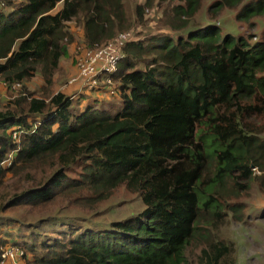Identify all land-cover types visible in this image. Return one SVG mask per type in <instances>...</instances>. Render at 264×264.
<instances>
[{"label": "trees", "instance_id": "trees-1", "mask_svg": "<svg viewBox=\"0 0 264 264\" xmlns=\"http://www.w3.org/2000/svg\"><path fill=\"white\" fill-rule=\"evenodd\" d=\"M164 3L175 33L141 38L123 0H0V82L20 84L0 108V208L93 209L121 186L145 206L104 226L0 220V264L6 247L24 252L19 264H187L195 240L204 244L199 264H236L235 242L200 230L227 216L228 194L252 189L254 169L264 172V37L224 33L221 19L234 12L237 24L262 26L264 0H214L198 23L203 0H147L135 14ZM74 22L88 49L130 29L134 39L98 87L55 92ZM37 75L40 97L27 86ZM228 204L241 220L243 203Z\"/></svg>", "mask_w": 264, "mask_h": 264}, {"label": "rangeland", "instance_id": "rangeland-1", "mask_svg": "<svg viewBox=\"0 0 264 264\" xmlns=\"http://www.w3.org/2000/svg\"><path fill=\"white\" fill-rule=\"evenodd\" d=\"M127 18L130 20V25H134L133 31L139 37H144L149 34H154L157 31H163L165 33L172 32L171 28L167 26V23L172 22V12L167 4L160 5V8L144 9L142 15H136V7L144 6L147 0H123ZM214 0H203V7L195 18V22H206L210 19L206 12L210 7V4ZM173 6V3H171ZM170 5V4H169ZM61 6V5H60ZM233 13H229L221 19V28L224 33L230 32L235 35H239L242 31L245 35H253V37H264V24L258 25L257 21H253V27L249 24L236 23L233 17ZM204 19V20H201ZM262 23H264V16L261 17ZM200 24V23H199ZM73 39L70 45V55L63 58L61 61L60 69L54 76V91L62 92L68 91V82L76 75V66L74 63V52L77 47L82 45L83 32L78 23H69ZM241 29V31H240ZM131 29L129 32H133ZM142 33V34H141ZM27 86L30 92L36 93L38 97L46 94L43 90L44 80L40 75H37L32 79ZM12 89V88H11ZM8 88L2 85L0 82V108H4L12 98L17 94H11L13 91L19 89ZM79 92H84L85 88H81ZM76 92V91H75ZM78 92V93H79ZM92 92L87 95L90 96ZM103 100L109 101L110 98L106 95H102ZM102 100V99H101ZM257 128L264 131V120L257 123ZM79 171V170H78ZM257 175L256 181L252 189L241 194L240 198L232 199L228 194V202H224V209L228 213L222 220L209 224H202L200 232L202 234H208L212 241H228L236 243V253L234 255V261L236 264H264V218L260 217L259 212L264 206V172L260 170L255 171ZM11 177V175L9 174ZM7 184L11 183V180H6ZM232 187V186H231ZM230 187V188H231ZM4 191V190H3ZM5 194V193H3ZM4 200L0 197V205ZM239 202L243 203L244 210L242 212V219L235 220L231 216L232 213L228 209V203ZM246 206V208H245ZM145 209L144 204L137 194L130 192L125 186H121L116 189L108 200L99 203L93 209L74 208L67 205V203L57 204L50 208H44L42 210L31 209H10L2 210L0 208V220L14 219L21 224L36 225L41 220L46 218H62V219H74L83 227L94 226L95 224L111 225V223L126 220L132 216L137 215ZM204 244L199 240L192 242L191 246L187 249V264H199L198 256ZM24 264V261L22 262Z\"/></svg>", "mask_w": 264, "mask_h": 264}, {"label": "built area", "instance_id": "built-area-1", "mask_svg": "<svg viewBox=\"0 0 264 264\" xmlns=\"http://www.w3.org/2000/svg\"><path fill=\"white\" fill-rule=\"evenodd\" d=\"M12 2H21V0H11ZM134 39L132 32H122L113 41L106 45L96 46L88 49L83 44L76 48L74 52V63L77 74L68 82V87L72 84L81 83L82 87L87 91H92L100 84V80L104 75H112L118 71L120 63L125 58L124 48ZM107 83L112 86V79L108 78ZM7 86L6 84L1 83ZM20 84H15L11 88L18 89ZM109 93L115 94V90L111 87ZM1 97V93H0ZM14 138H18L17 133ZM11 165V159H7L2 164ZM255 171L257 169H254ZM24 252L18 248L6 247L2 250V264L11 262L19 264ZM19 258V259H18Z\"/></svg>", "mask_w": 264, "mask_h": 264}, {"label": "crops", "instance_id": "crops-1", "mask_svg": "<svg viewBox=\"0 0 264 264\" xmlns=\"http://www.w3.org/2000/svg\"><path fill=\"white\" fill-rule=\"evenodd\" d=\"M69 55H70V49H69Z\"/></svg>", "mask_w": 264, "mask_h": 264}]
</instances>
